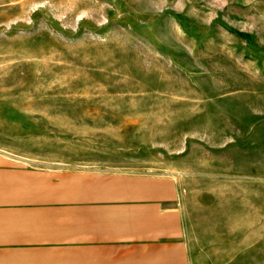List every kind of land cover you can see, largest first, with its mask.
Returning a JSON list of instances; mask_svg holds the SVG:
<instances>
[{"label": "rangeland", "instance_id": "374dc122", "mask_svg": "<svg viewBox=\"0 0 264 264\" xmlns=\"http://www.w3.org/2000/svg\"><path fill=\"white\" fill-rule=\"evenodd\" d=\"M123 173L264 178V0H0V192Z\"/></svg>", "mask_w": 264, "mask_h": 264}, {"label": "crops", "instance_id": "0c3cea01", "mask_svg": "<svg viewBox=\"0 0 264 264\" xmlns=\"http://www.w3.org/2000/svg\"><path fill=\"white\" fill-rule=\"evenodd\" d=\"M195 181L221 186L184 185ZM255 215L264 220L261 176L123 173L116 192L3 191L0 264H239L260 240Z\"/></svg>", "mask_w": 264, "mask_h": 264}]
</instances>
